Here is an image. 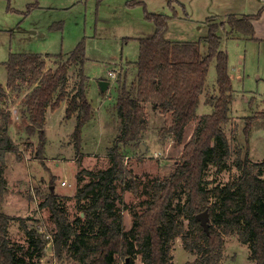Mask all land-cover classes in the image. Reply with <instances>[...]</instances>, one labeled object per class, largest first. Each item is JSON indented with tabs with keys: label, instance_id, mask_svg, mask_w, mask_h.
<instances>
[{
	"label": "trees",
	"instance_id": "obj_1",
	"mask_svg": "<svg viewBox=\"0 0 264 264\" xmlns=\"http://www.w3.org/2000/svg\"><path fill=\"white\" fill-rule=\"evenodd\" d=\"M35 7L36 3L31 4L25 12ZM171 9L170 15H146V19L154 25V32L151 37L137 40L139 49L134 64L135 79L131 82L125 80L117 89L113 110L119 121L118 133L107 148L109 167L97 173L81 170L78 174V177L85 174L95 179L77 194L79 199L92 195L90 204L81 209L84 227L77 228L81 218L73 224L68 222L65 210L58 203V196L50 188L54 187L56 178L50 177L48 193L40 206L50 211L54 233L49 242L58 258L66 251L69 258L78 264H119L120 261L122 264H134L135 255L141 257L142 264H171L170 243L180 238L187 252L198 255L195 264H219L223 235L235 233L241 243L249 245L250 259L254 264H264V178L251 172L247 146L251 124L264 118V112L245 120L243 133L247 150L243 159L238 158L236 162L241 176L236 181L212 189L206 188L203 180L210 164L220 170L231 155L229 140L222 126L230 121L233 87L228 73V56L220 48L218 33L228 28L229 32L253 37L251 22L259 17L264 8L255 15H229L222 22L211 23L207 18L206 36L202 40L188 42L166 39L169 22L178 17ZM203 47L205 52H202ZM46 57L61 58L62 55L9 54L7 61L2 63L7 80L5 88L0 85V105L7 99L6 90H28L24 102V117L28 120L25 133L37 135L36 157L41 166L50 172L43 157L47 110L53 112L66 101L64 119L75 116L71 137L73 148L80 156L82 128L91 120L93 109L85 94L84 41L76 45L64 62L53 64L51 68L46 65ZM213 60L216 64L217 94L205 100V104L212 109L211 113L198 117L200 96L204 93L208 69ZM73 66L77 67L79 81L69 97L67 77L69 68ZM145 104L170 117V126L160 131V138L171 135L174 144L183 147L172 173L163 181H154L147 187L151 193L150 200L140 214L133 215L134 222L125 232L123 218L115 205V182L127 179V187L136 192V182L124 165L122 149L140 143L147 126ZM9 118L8 110L0 108V264H27L15 256L9 244L7 230L14 218L1 211L7 191L3 174L4 155L6 152H17L7 134ZM192 122L197 125L184 143L185 129ZM252 167L264 171V161L252 163ZM179 194H184L186 200L181 208H176L173 200ZM212 197L217 200L211 201ZM204 211L209 217L207 230L197 218ZM183 221H187V226ZM23 229L29 250L40 258L48 240L35 228L23 224ZM90 230L96 232L92 234Z\"/></svg>",
	"mask_w": 264,
	"mask_h": 264
},
{
	"label": "rangeland",
	"instance_id": "obj_2",
	"mask_svg": "<svg viewBox=\"0 0 264 264\" xmlns=\"http://www.w3.org/2000/svg\"><path fill=\"white\" fill-rule=\"evenodd\" d=\"M35 3L37 7L26 13L27 7ZM171 7L178 14L177 16L186 13L193 22H197L195 26L180 22L171 23V32H173L171 35L184 31V36L189 39L207 33L206 28L198 29L207 18H211V23H215L219 21L212 17L224 20L234 14L254 13L255 15L264 7V0H0V84L4 85L6 82L7 72L2 63L7 61L9 54L56 56L61 54V58L46 61L47 67L51 68L53 64L64 62L76 45L83 40L86 56L84 72L91 81L87 98L95 109V119L100 118L99 114L105 117V112L108 118L103 119L106 122L101 123L104 126L100 130L98 120L95 126L93 122L92 125L85 127L81 137L83 139L81 153L78 156L71 137L74 125L71 130V125L65 123L63 109L51 114L45 127L46 143L43 152L45 165L51 173L41 166L36 157L39 143L37 135L29 136L25 132H20V125L16 134L12 136L8 134L17 152H6L4 155L3 174L7 182V191L1 211L14 218L9 222L7 236L15 256L25 263L78 264L77 261L69 258L66 251H63L60 258L53 253L49 241L54 233V224L50 220L49 209L41 207L40 204L44 202L48 193L50 177L55 176L54 187L50 186V188L58 196V203L65 210L68 222L73 224L75 220L81 218L82 222L77 228L84 227L81 209L90 204L92 195L88 194L85 198L79 199L77 194L95 179L85 174L78 177V174L81 170L97 173L109 167L110 158L106 149L111 146L113 138L118 133L119 123L114 115H110L111 108L114 107L110 101L113 98L116 101L118 84L120 86L125 80L133 81L131 74L129 80H124L123 73L118 76L117 67L121 60L135 61L139 45L137 40L152 36L154 25L146 19V15H170ZM225 36L223 31L222 38ZM253 42L255 43V40ZM253 42H240L237 45L233 41H228L224 44L232 87L239 93L246 92L247 96L243 99L240 95L236 97L231 107L230 121L222 126L229 140L231 155L220 170L213 164L208 166L203 176L205 187L208 189L224 186L241 176L236 162L238 158L243 159L247 150L243 133L245 120L247 117L264 112V58H261L264 49ZM240 61L242 64L239 63ZM215 65L213 60L208 69L204 90L205 100L217 94L215 90H211L216 88ZM256 70L259 72H255ZM109 71H115L117 77H109ZM98 79L109 81L111 99L102 100L96 95ZM78 81L77 67H70L67 77L69 97L74 93ZM18 83L25 85L20 81ZM25 89L24 86L23 90ZM23 94L22 91L8 89L7 99L0 108L8 110L11 106L14 114L26 116L22 103ZM144 108L147 126L140 140V143L145 145L144 153L139 149L140 143L122 149L124 165L130 170L136 182V192L127 187V179L121 178L115 182V205L123 218L125 232L130 230L134 222L133 215L140 214L145 208V203L150 200L151 193L147 187L154 181H163L172 173L183 147V145L176 146L171 135L160 138V131L170 126L169 115H160L150 104H145ZM204 110V108L200 109L201 112ZM210 113L211 110L204 114ZM196 125V122H192L186 127L184 143L188 141ZM251 128L247 141L248 158L255 163L262 162L264 161V118L254 120ZM249 167L255 175L264 178V171L252 167V162ZM62 182H66L65 185H62ZM185 200V195L179 194L173 200V206L181 208ZM216 200V197L211 198V201ZM183 223L187 226V221ZM23 224L28 228H35L45 240H48L49 243L43 249L40 258L37 253H31L29 250ZM90 232L94 234L96 230ZM223 239L221 264H254L250 259L249 245L241 243L235 233L223 235ZM180 245H182L180 238H175L170 243L171 250L177 247L174 251V263L186 264L189 257ZM192 254L195 259L198 257L195 253ZM119 264H122V261ZM134 264H142L139 255L134 256Z\"/></svg>",
	"mask_w": 264,
	"mask_h": 264
},
{
	"label": "crops",
	"instance_id": "obj_3",
	"mask_svg": "<svg viewBox=\"0 0 264 264\" xmlns=\"http://www.w3.org/2000/svg\"><path fill=\"white\" fill-rule=\"evenodd\" d=\"M257 8V7H256ZM264 8V7H263ZM254 10V9H253ZM261 10V9H260ZM259 10V11H260ZM235 15V14H234ZM251 15H254V13L253 14H251ZM235 16H242V15H235ZM214 18H216V20H218L219 22H222V21H224L223 19H219V17H212V19H214ZM209 19H211V18H209ZM174 22H180V23H187V24H192V25H196L197 24V22H193L192 20H191V18L187 15V16H185V15H179L178 17H177V19H174V20H171L170 22H169V28H168V31H167V33H166V39L168 40V41H171V42H188V41H198V40H202L205 36H206V34H199V35H197V36H193V37H191V38H189V39H186V37L184 36V31H181V33H175V34H172L171 35V33H173V32H171V23H174ZM252 26H253V30H254V34H253V37H249V36H246V35H242V34H240V33H238V32H229V29L227 28L226 29V31H224V34L226 35L225 36V38H222V34H223V31H219V36H220V38H221V44H220V48H221V50L223 51V52H225L226 54H227V52H226V50H225V48H224V44H226V42H228V41H233L234 43H236L237 45L240 43V42H243V43H245V42H253V40H255V43L254 44H257V45H259L260 47H262L263 49H264V10L261 12V14L259 15V17L257 18V19H255V20H253L252 22ZM203 28H206L207 30H208V28H207V25H206V23L203 21L199 26H198V29H200V30H202ZM154 29V28H153ZM154 32V31H153ZM151 37V36H150ZM185 37V38H184ZM138 49H139V45H138ZM202 52H205V47H203L202 48ZM41 55H43V56H45V55H49V54H41ZM52 56H56V55H52ZM54 57H46L45 58V60L47 61L48 59H53ZM137 58H138V54H137ZM261 58H264V54H263V57L261 56ZM137 61V59L135 60V61H125V62H122V60H121V62L119 63V67H117V68H119V71L117 72V74H118V76L119 75H121V73H123V76L125 77L124 78V80L125 79H128L129 80V78H130V74H131V76H132V78H131V80H133V79H135V70H134V64H135V62ZM240 64H242V62L240 61L239 62ZM84 70V69H83ZM255 72H259V70H256ZM229 73V72H228ZM84 75H85V72H84ZM86 76V75H85ZM86 78H87V80H86V82H85V94H86V98H87V96H88V86H89V84H90V78L88 77V76H86ZM257 79L259 80V76H257ZM6 80H7V78H6ZM102 81H104V82H107V85H106V87H105V89H101V87H100V82H102ZM127 81V80H126ZM134 81V80H133ZM0 85H2L4 88H5V85H6V82H5V84L3 85V84H0ZM117 87H119V84L117 85ZM116 87V88H117ZM96 89H97V91H95L96 92V95L97 96H99V97H101V99L102 100H105V99H111L110 98V83H109V81L107 80V79H98V82H97V87H96ZM118 89V88H117ZM116 89V90H117ZM205 89H206V87H205ZM6 90V89H5ZM211 90H215L216 92H217V89L216 88H213V89H211ZM7 91V90H6ZM28 93V90L27 91H25L24 92V94H23V97H22V103H24L25 102V95ZM109 94V95H108ZM204 94L205 93H203L201 96H200V102H199V106H198V109H197V115H204V113L205 112H209L210 110H212L210 107H208V105H206L205 104V98H204ZM246 94V92H241V93H239L237 90H235V89H233V97H232V101H231V103H230V112L232 113V110H231V107H232V105H233V103L235 102V99H236V97H238L239 95L241 96V98L243 99V98H245L247 95H245ZM71 95H73V94H71ZM70 95V96H71ZM253 95V94H252ZM249 97H254V96H250L249 95ZM8 98H10V97H8ZM254 99V98H253ZM87 100H88V98H87ZM247 100V99H246ZM88 102H89V100H88ZM110 102H112V105L113 104H115V100H114V98L110 101ZM109 102V103H110ZM90 103V102H89ZM91 104V103H90ZM112 105L110 104V106L112 107ZM147 105V104H146ZM66 106H67V103H66V101H64V102H62L61 103V105H60V107L58 108V109H56L54 112H52L50 109H48L47 110V112H46V114H45V126H44V131H45V127H46V124H47V122H48V119H49V116L51 115V114H53V113H55V112H57V110H64V113H65V108H66ZM91 106H92V104H91ZM101 107V104H100V106H99V108ZM150 107V106H149ZM152 107V106H151ZM201 108H204L205 110H204V112H201L200 111V109ZM13 108L10 106L9 108H8V112L10 113V118L8 119V122H7V134H9L10 136H12V134H16L17 132L16 131H19V130H17L18 129V126L21 128V130H20V132H25V128H26V126L28 125V120H27V118L26 117H24V116H19V115H17V113L16 114H14V112H13V110H12ZM92 109H93V115H92V118H91V120L88 122V123H86L84 126H83V128H82V132H81V137H82V133L84 132V130H85V127L87 126V125H92V123L94 122V126L96 125L95 123L97 122V120H98V128H99V130L100 129H102V127L104 126V125H102L101 123H104V122H106V121H104L103 119H108L107 118V112H105V114H106V116L104 117V116H102L101 114H99V119L97 118V119H95L96 118V115H95V109H94V107H92ZM106 111V110H105ZM158 112H159V110H157ZM146 112V111H145ZM157 112V113H158ZM229 112V113H230ZM151 113H154L153 111H151ZM110 115H114V117H116V119H117V116H116V113H115V111L113 110V108H111V113H110ZM161 115V114H160ZM230 115V114H229ZM65 116V115H64ZM231 116V115H230ZM113 117V116H112ZM118 120V119H117ZM63 121V120H62ZM64 121H66L65 123H68L69 125H71V130H72V126L74 125L75 126V116H73L71 119H69V120H64ZM16 122H18V123H16ZM64 123V124H65ZM17 124V125H16ZM74 126H73V129H74ZM111 127V126H110ZM251 130H252V128H251ZM250 130V131H251ZM109 132H110V129H109ZM72 134V133H71ZM111 134V140H112V138H113V133L111 132L110 133ZM114 136H115V133H114ZM115 138V137H114ZM113 138V139H114ZM113 141V140H112ZM81 142H83V139H82V141ZM81 145H82V143H81ZM110 146H108L107 148H109ZM107 150V149H106ZM252 163H255L254 161H251ZM49 171H50V169H49ZM49 173H51V171L49 172ZM4 213V212H3ZM4 214H6V213H4ZM6 215H8V214H6ZM9 216V215H8ZM177 247L179 246V244L178 245H176ZM181 246V248L183 249V251L185 252V254L189 257V259L186 261V264H195L194 263V260H195V256H193V254L192 253H189V252H187L184 248H183V246L182 245H180ZM177 247H173L172 248V250H171V256H172V261H171V264H175L174 263V254H175V250H176V248ZM175 248V249H174ZM222 258H223V256H222ZM219 264H221V262L219 263Z\"/></svg>",
	"mask_w": 264,
	"mask_h": 264
},
{
	"label": "water",
	"instance_id": "obj_4",
	"mask_svg": "<svg viewBox=\"0 0 264 264\" xmlns=\"http://www.w3.org/2000/svg\"><path fill=\"white\" fill-rule=\"evenodd\" d=\"M106 85H107V82H104V81L100 82L101 89H105ZM139 149H140L141 153H144L145 145L143 143H140ZM197 218L200 220L201 225L207 230V227H208L207 222L209 219L207 211H204V212L198 214Z\"/></svg>",
	"mask_w": 264,
	"mask_h": 264
},
{
	"label": "built area",
	"instance_id": "obj_5",
	"mask_svg": "<svg viewBox=\"0 0 264 264\" xmlns=\"http://www.w3.org/2000/svg\"><path fill=\"white\" fill-rule=\"evenodd\" d=\"M108 76L111 77V78H116L117 77L115 71H109L108 72ZM65 183L66 182H62L61 184L65 185Z\"/></svg>",
	"mask_w": 264,
	"mask_h": 264
}]
</instances>
